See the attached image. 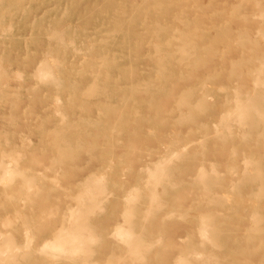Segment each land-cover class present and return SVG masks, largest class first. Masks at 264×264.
Returning <instances> with one entry per match:
<instances>
[{"label": "bare ground", "instance_id": "obj_1", "mask_svg": "<svg viewBox=\"0 0 264 264\" xmlns=\"http://www.w3.org/2000/svg\"><path fill=\"white\" fill-rule=\"evenodd\" d=\"M201 1L117 0L106 17L81 28L84 50L80 33L69 40L87 60L71 70L73 92L91 76L87 96L119 94L134 161L137 143L150 135L154 160L134 176L127 152L120 155L136 181L107 211L111 188L122 187L115 168L94 166L84 182L67 184L103 158L95 145H71L57 132L52 157L40 147L24 153L26 162L0 148V264H264V0L235 3L251 4L261 26L254 37L231 28L249 17L226 18L223 0H209L211 11ZM92 29L104 38L88 36ZM68 32L69 25L50 26L58 52ZM53 50L33 76L63 88L66 58ZM2 62L0 78L8 74ZM177 228L185 232L178 242Z\"/></svg>", "mask_w": 264, "mask_h": 264}, {"label": "rangeland", "instance_id": "obj_2", "mask_svg": "<svg viewBox=\"0 0 264 264\" xmlns=\"http://www.w3.org/2000/svg\"><path fill=\"white\" fill-rule=\"evenodd\" d=\"M223 1L226 18H230L232 14L250 18L249 23L242 19H233L232 30H247L252 37L256 36L261 26L258 19L250 17L254 12L251 4L240 1L242 6L239 8L235 4L239 3V0ZM115 2L117 0H0V60L5 61L2 62V66L8 70L7 76L0 78V148L6 153L16 151L21 155V161L26 162L24 153L38 150L40 147L49 150L45 154L47 158L52 157L53 145L49 143L57 132H64L71 145H95L99 151L105 152L103 158L94 161L90 167L81 169L76 176L69 179L67 184L75 187L79 185L77 183L84 182L94 171V166L100 167L107 173H111L115 168L113 180L122 187L119 186L117 190L111 188L114 196L106 204L107 211L114 202L120 205L124 191L134 185L136 167L144 166L154 160V156L146 152L153 147L149 139L152 138L150 135L147 142L137 143L136 147L140 148L137 152L140 159L141 157L143 159L134 161L136 150L132 148L128 134L131 127L128 125L125 127V115L119 111L118 106L121 104L119 94L118 97L108 99L103 94L87 96L85 91L95 82L91 76H83L80 79L78 87L80 91L76 94L72 89L73 84L70 83L73 81L71 70L85 67L87 60L82 53H76L72 49L69 40H75L80 33L76 38L77 47L84 50L88 46V40L81 36V28L87 23L92 24L106 17L108 8ZM201 2L209 11L216 8L213 1ZM74 4L79 5L73 8ZM203 22L206 23L205 19ZM58 23L69 25V32L64 37V46L60 52L57 51L56 42L47 35L50 26L53 27ZM9 26L11 29L7 31ZM202 28L208 27L205 24ZM88 36H94L98 40L101 37L103 39L105 35L92 29ZM212 37L214 35L209 34L208 38ZM206 44L219 46L222 43L209 41ZM49 46L54 49L52 57L66 58L64 69L67 77L62 78L63 81L59 79L60 83L65 84L63 88L55 87L56 83L36 80L33 76L43 59L44 51ZM17 72H22L24 77L17 78L15 76ZM111 81L113 84L133 85L137 80ZM56 98L59 99L57 102ZM106 106L112 111L109 117L106 115ZM146 132L145 130L144 133ZM126 152L127 160L135 165L133 177H129L128 172L122 170L124 160L120 155ZM74 165L80 166L82 162L73 161L69 166ZM4 191L5 187L0 184V194L3 199ZM67 203L72 204L69 200ZM106 227L108 232L111 231L113 221H108ZM184 234V229L177 228L174 233L176 241H181L180 237Z\"/></svg>", "mask_w": 264, "mask_h": 264}]
</instances>
